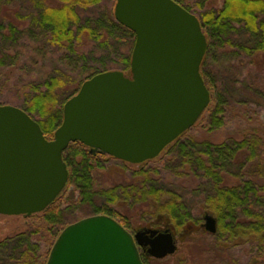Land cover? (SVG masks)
Masks as SVG:
<instances>
[{
    "label": "trees",
    "instance_id": "trees-1",
    "mask_svg": "<svg viewBox=\"0 0 264 264\" xmlns=\"http://www.w3.org/2000/svg\"><path fill=\"white\" fill-rule=\"evenodd\" d=\"M174 1L192 10L184 1ZM34 2L30 28L12 21L0 24V95L4 89H11L12 97L21 101L20 108L40 125L44 136L51 139L62 121L63 103L85 79L107 70L129 74L134 33L114 19L112 7L99 11L96 16L84 14L102 3L113 6L115 0ZM234 3L238 6L234 7ZM201 5L195 4L200 9L197 16L207 38L201 62V75L210 93L206 126L209 131H215L234 117L246 115L241 111L250 104L260 105L264 115V62L258 61L264 53V0H222L221 6L213 4L205 9ZM35 30L41 35V44H35L39 39H34L30 47V52L38 55L32 62L36 71L28 77L18 73L16 76L15 65L24 54L20 51L27 45L26 39L35 36ZM96 49L102 68L88 63ZM48 54L56 56L52 68L44 62ZM240 54L249 64H254L255 72L248 71L241 79L239 75L220 78L214 74L212 67H220L224 62L226 67L235 69ZM246 152L251 155L248 164L240 160V155ZM167 153L175 155L168 157L162 166L155 164L145 170L141 167L135 170L132 180L108 190L95 187L96 169L101 167L98 155L90 153L79 141L71 142L62 157L68 170L65 190L72 189L69 188L64 199L61 193L44 210L31 214L19 233L0 240V264H45L62 228L81 218H70L77 209L89 208L92 214L108 215L131 230L129 219L113 208L123 199L130 203L150 202L155 211L176 227L190 223L193 217L189 206L160 182L158 168L177 174L175 166L182 171L187 168L194 178L199 177L201 182L193 190L200 189L202 206L218 218L220 232L228 233L227 220L231 219L241 222L246 237L261 236L264 212L258 209L264 203V141L257 133L246 131L241 139L219 143L180 140L168 148ZM253 166L256 171L249 173L247 168ZM232 167L235 170H231ZM245 174L247 179L232 184L227 181ZM119 190L126 197L116 194ZM140 256L144 264H149L145 254Z\"/></svg>",
    "mask_w": 264,
    "mask_h": 264
},
{
    "label": "water",
    "instance_id": "water-1",
    "mask_svg": "<svg viewBox=\"0 0 264 264\" xmlns=\"http://www.w3.org/2000/svg\"><path fill=\"white\" fill-rule=\"evenodd\" d=\"M113 16L134 33L129 74L108 70L83 81L64 102L51 139L22 108L0 104V214L29 216L59 195L71 142L141 163L191 128L209 104L200 73L207 40L195 13L174 0H116ZM139 248L161 259L177 247L169 228L131 233L95 214L61 230L46 264H144Z\"/></svg>",
    "mask_w": 264,
    "mask_h": 264
},
{
    "label": "rangeland",
    "instance_id": "rangeland-1",
    "mask_svg": "<svg viewBox=\"0 0 264 264\" xmlns=\"http://www.w3.org/2000/svg\"><path fill=\"white\" fill-rule=\"evenodd\" d=\"M182 1H184L186 5L192 9L191 11L196 15L199 14L200 9L197 8L195 4L202 3L201 6L203 7V9H205L213 4H218V6H221L222 3V0ZM34 3V0H0V24H7L8 21H12L19 24L20 26H23L24 28H30L32 26L31 19L35 10ZM233 5L234 7L238 6V4L236 3H234ZM113 6H111V4L109 3H102L96 7L91 8L89 11H87V13L85 12L84 14L96 16L99 11H104L106 10V8L108 9L110 7H112L111 10L113 12ZM33 35H35L33 38L28 37L26 39L27 45L20 51L21 53L24 52V54H21L17 64L15 65L14 71L16 76V73H18L23 75L24 77H28L31 75V73H34L36 71V66L32 62L36 60L38 55L35 56L34 51L30 52V47L33 44L32 42H34V39H39V41H37L35 44H41V35L36 30L33 32ZM97 50L98 49L94 50L92 55L89 56L88 63L96 66L97 68H102L99 63L100 53ZM55 58L56 56L48 54L46 60L44 61L45 65L48 68H52L56 64ZM239 59L240 61L237 60V67L232 70L228 68V66L226 67L225 62L220 67L214 65V67H212V69H214V74H216L220 78H222V76L226 77L230 74L236 77L237 75H239L238 77L239 79H241L244 78V75H248V71L255 72L254 64H249V60L243 54L239 55ZM258 61L260 63L264 62V53H262L258 57ZM208 62H210V60ZM217 63L220 64L219 62ZM58 66L62 69L61 65ZM222 73H224V75ZM74 74H76L75 71ZM12 96L13 94L11 89H4L2 95H0V104H12L19 106V102L21 101L19 99H14ZM206 108L196 120L194 125L183 134H181V142L189 139H197L199 141L208 140L213 143H219L227 141L228 139H241L243 133L246 131L257 133L258 136H260L264 141V115L262 113V108L260 107V105L250 104L246 106L241 111L242 113H246V115L234 117L225 126L215 131H209L208 127L206 126L208 117ZM176 140L169 143L156 157L135 164L128 163L126 161L113 158L105 154L92 153L93 155H98L97 158L99 159V166H101L99 169H96L94 181L96 185L95 187L102 189L108 188V190H111L114 188V185H122L127 183V181L132 180V175L135 173V170L141 167H144L145 170L149 167H153L155 164L162 166L165 162L168 161V157L175 155L174 153H172L169 156V153H167V151L168 148L173 147L180 141ZM249 155L250 154L248 152L243 153L242 155H240V160L248 164V162H250L249 160H251V155ZM253 156L254 155H252V160H254ZM186 169L182 171V169L180 170L179 167L177 168L175 166L174 170L177 172V174L166 169L161 170V168H158V172L160 171V182L167 185L165 187L173 190L172 192L177 196H181V199H183V201L190 208V215L194 220H196L202 218V215L207 212L206 209L203 208L201 203L203 195L200 192V189L197 192L193 190L197 189L195 186H199L201 180L199 179V177L194 178L195 175L191 174V172L189 171H186ZM231 170L235 169L232 167ZM247 170L249 173L256 171L255 166H253L251 169L247 168ZM190 171L192 170L190 169ZM244 176L231 177V179H227V181H229V184H232L238 182L239 179L242 180L248 178L246 174ZM66 185L59 193L64 194L63 199L68 195L67 192L69 188H71L68 187V189L65 190ZM116 194H122L121 190L117 191ZM123 196L126 197L125 195ZM119 201L117 204L113 205V208H116L119 212H121V214L125 215L129 219L132 231L142 230L146 228L171 229V226L176 227L174 224H172L171 220L164 218L160 215V212L155 211L151 207L150 202L140 203L138 201H135V203H130L129 201H126L124 199ZM253 208L256 211L255 205H253ZM258 211L264 212V203H262L261 209H258ZM92 213L93 212L89 208L79 210L77 209L74 212V215H72L70 218L75 217V219H78V216L82 218L85 216L95 215ZM29 216L0 214V240L19 233L21 230H23L27 222H29ZM191 226L192 224L188 227L190 228ZM184 227L179 226L177 228V232L175 235L177 241V250L175 251V253L168 255L162 259H155L145 254L147 260L149 261V264H223L218 256L219 250L216 248L213 251H209L205 244V242H212L213 238L205 234L203 229L194 230V228L192 227L190 228V231L184 232ZM229 254L233 257L241 258L242 261H245L246 259H248L250 252H248L247 248L233 247L229 249ZM263 256L257 254L256 258L261 259L263 258Z\"/></svg>",
    "mask_w": 264,
    "mask_h": 264
},
{
    "label": "flooded vegetation",
    "instance_id": "flooded-vegetation-1",
    "mask_svg": "<svg viewBox=\"0 0 264 264\" xmlns=\"http://www.w3.org/2000/svg\"><path fill=\"white\" fill-rule=\"evenodd\" d=\"M180 137V136H179ZM208 217H211L213 220V223L207 219ZM239 218H242L239 216ZM190 223H186V225H183V231L188 232L190 231V228H194V230L203 229L204 233L213 238L212 242H205L207 248L209 251H213L216 248L219 250V259L223 264H264V228L262 231L261 236L258 235H249L245 236L246 233H242L241 228V222H236L233 220H227L229 224L226 226L229 228L227 231L228 233H223L219 231V220L218 218L210 213L205 212L202 215V218L200 219H192L189 220ZM233 221V222H232ZM192 226L189 228L188 226ZM205 224L207 226H211V228L214 227V231H210L208 228H206ZM178 227L171 226V232L176 240V232ZM158 229V228H156ZM158 230H162V228H159ZM232 233V234H231ZM181 235V234H180ZM177 243V241H176ZM177 247V244H176ZM233 247H239V248H247L248 252H250V255L248 259L245 261H242L241 258L233 257L229 254V249ZM142 249V248H141ZM143 250V249H142ZM140 250V251H142ZM177 250V248H176ZM143 252V251H142ZM144 254V253H143ZM257 254H260L263 256L261 259H257ZM217 256V257H218ZM212 259V258H209Z\"/></svg>",
    "mask_w": 264,
    "mask_h": 264
}]
</instances>
